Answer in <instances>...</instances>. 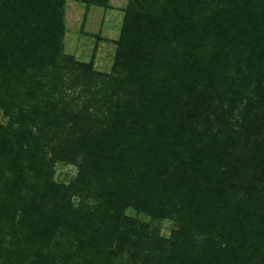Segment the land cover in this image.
I'll return each instance as SVG.
<instances>
[{
  "label": "trees",
  "instance_id": "1",
  "mask_svg": "<svg viewBox=\"0 0 264 264\" xmlns=\"http://www.w3.org/2000/svg\"><path fill=\"white\" fill-rule=\"evenodd\" d=\"M67 1L0 0V264H264V0H127L107 75Z\"/></svg>",
  "mask_w": 264,
  "mask_h": 264
},
{
  "label": "rangeland",
  "instance_id": "2",
  "mask_svg": "<svg viewBox=\"0 0 264 264\" xmlns=\"http://www.w3.org/2000/svg\"><path fill=\"white\" fill-rule=\"evenodd\" d=\"M126 5L127 0H108L105 6L67 1L64 5L63 16L65 28L63 53L77 62L90 64L93 71L107 75L112 66L115 50L114 41L119 36L123 10ZM77 75V71H75L72 74H61L59 78L65 88L67 85H74L75 87L77 84L80 89H85L84 94L77 99V101H81L77 105L79 110L82 111L86 108L94 107L98 101L101 102L103 100L102 92L99 94L95 90L97 86L100 89H103V87L100 86L99 78L88 81L87 79L79 78ZM68 93V91L61 90L58 97H70ZM0 122H5L1 110ZM76 176L77 169L72 165L57 163L54 167L53 181L56 184L68 185L75 180ZM72 202L75 206H81L78 195L72 198ZM86 203L90 205L93 201L88 200ZM126 214L129 216L134 215L130 211H126ZM140 219L153 227L158 226L162 238L168 237L171 228H173V225L167 221L153 222L143 216H140ZM134 255L137 258L131 256L128 259L130 261L134 260L138 264L141 259L136 251H134ZM113 263L125 264V259L120 255L119 259H113Z\"/></svg>",
  "mask_w": 264,
  "mask_h": 264
}]
</instances>
